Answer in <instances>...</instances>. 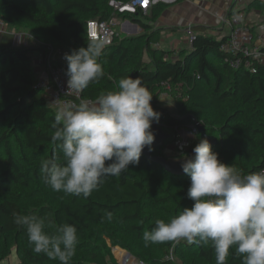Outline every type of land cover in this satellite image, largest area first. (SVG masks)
I'll use <instances>...</instances> for the list:
<instances>
[{
    "label": "trees",
    "instance_id": "obj_1",
    "mask_svg": "<svg viewBox=\"0 0 264 264\" xmlns=\"http://www.w3.org/2000/svg\"><path fill=\"white\" fill-rule=\"evenodd\" d=\"M111 1L0 0V18L8 33L29 30L39 42L20 48L0 44V262L15 249L21 264H59L33 251L26 229L14 223L16 213L51 215L55 225H75L80 241L70 264H117L112 247L134 251L143 264H165L171 253L174 264H216L211 243L199 246L181 240L144 246L142 234L151 230L156 219L168 221L193 201L187 196L190 181L182 183L190 179L187 174H170L143 155L127 172L105 178L87 199L72 195L66 200L47 199L52 189L41 180L40 162L53 155L62 159L63 154L51 142L56 110L49 107L39 85L33 55L40 54L45 62L51 47H62L68 55L86 47L90 40L87 25L93 20L121 18L148 31L144 19L158 20L168 7L152 5L149 15L143 11L120 15L110 7ZM158 39L149 33L131 38L118 35L100 57L104 77L84 89V97L94 99L102 91L116 89L121 78L138 76L151 91L150 103L157 112L164 90L186 87L189 110L180 108L177 116L158 112V123L168 139L152 155L165 157L172 129L198 121L208 135L217 138L212 151L222 163L235 165L243 175L264 168V67L256 74L233 70L229 56L221 50L227 38L199 33L191 48L177 58L175 51L154 47ZM63 66L67 68V61ZM27 192L44 197L33 208H24L18 198ZM108 211L113 213L112 221H102ZM226 264H242V257L230 249Z\"/></svg>",
    "mask_w": 264,
    "mask_h": 264
},
{
    "label": "clouds",
    "instance_id": "obj_2",
    "mask_svg": "<svg viewBox=\"0 0 264 264\" xmlns=\"http://www.w3.org/2000/svg\"><path fill=\"white\" fill-rule=\"evenodd\" d=\"M105 45L106 41L92 37L86 47L65 54L68 90L83 92L104 77L100 57ZM152 99L138 76H127L116 89L102 91L94 99L54 101L58 107L51 142L63 155L41 160L43 183L55 192L87 199L105 178L138 164L146 147L153 150L152 125L160 118ZM193 153L184 156L181 164L190 177L187 196L192 206L168 221L156 219L151 230L142 234L144 246L181 240L189 245L211 243L216 264H226L230 249L242 257V264H264V168L243 175L235 165L218 159L207 138L199 139ZM13 217L16 225L26 229L35 253L70 264L80 241L75 225H55L51 215L13 213ZM105 219L111 222L113 213L106 212Z\"/></svg>",
    "mask_w": 264,
    "mask_h": 264
},
{
    "label": "built area",
    "instance_id": "obj_3",
    "mask_svg": "<svg viewBox=\"0 0 264 264\" xmlns=\"http://www.w3.org/2000/svg\"><path fill=\"white\" fill-rule=\"evenodd\" d=\"M152 5V0H130L128 2L113 0L110 2V7L120 15H136L139 11L147 13ZM115 20L116 19L111 18L108 21H90L87 25L88 38L95 37L96 39L106 41L105 47L113 45L115 38L118 36L117 22ZM230 23L232 28L231 34L230 37L222 43L221 50L229 56L230 67L233 70L243 69L249 71L251 74H256L259 67H264V49L255 44L252 29L245 23L243 15L239 14L231 17ZM7 35V25L0 18V41ZM17 38L22 40L21 35ZM194 38L195 36L192 41ZM64 56L65 54L59 55L56 59H53V61L48 60V75L46 78L40 79L39 81V85L44 90L49 107L54 110H56L58 105L52 103L57 99L78 103L79 99L84 97V90L83 92H76L71 89L68 90V77L65 75L67 68L63 66L66 62ZM152 126L162 127V125L157 122H153ZM201 126H203L201 122L194 121L186 127H176L172 129L173 133L171 134V141L167 145L168 149L172 153L179 154L181 157L187 156L189 151L198 144L201 138ZM166 149L167 148H165V150ZM165 150L164 153L166 154ZM165 261V264H174V254L171 253L167 256Z\"/></svg>",
    "mask_w": 264,
    "mask_h": 264
},
{
    "label": "crops",
    "instance_id": "obj_4",
    "mask_svg": "<svg viewBox=\"0 0 264 264\" xmlns=\"http://www.w3.org/2000/svg\"><path fill=\"white\" fill-rule=\"evenodd\" d=\"M257 2L263 4L260 6ZM152 4L168 7L156 21L147 17L144 19L149 23L148 31H144L140 24L117 18L120 37L155 34L159 39L153 44L154 47L175 51L174 56L177 57L184 49L191 48L193 37L199 33L218 39L230 37L231 17L241 14L252 29L255 44L264 48V0H152ZM145 14L149 15L148 12ZM158 31L159 35L156 34ZM39 64L40 61L34 62L36 73L39 72ZM45 76L46 72H43L41 78Z\"/></svg>",
    "mask_w": 264,
    "mask_h": 264
},
{
    "label": "rangeland",
    "instance_id": "obj_5",
    "mask_svg": "<svg viewBox=\"0 0 264 264\" xmlns=\"http://www.w3.org/2000/svg\"><path fill=\"white\" fill-rule=\"evenodd\" d=\"M263 4L261 2H257V5ZM116 22L119 20L116 19ZM131 26H137L136 24H131ZM118 35L122 36L121 33L119 32V29H117ZM19 35L22 36V40H20ZM36 43H39L37 38L35 37L34 33L29 30H16V31H10L8 35L0 41L1 45H5L8 47L12 48H20V47H31L36 45ZM155 46V45H154ZM52 52V53H51ZM68 53V50L62 48V47H57V48H50L48 55H47V61L42 60V56L40 54H34L33 55V65L34 62H39V72L36 73L38 79H43L46 77H42L43 72H47V69L49 68L48 60L53 61V59H56L59 55H63ZM174 58H177L176 56H173ZM144 59L146 62L149 61L148 55H144ZM190 104L188 102V97H187V88L180 86V87H170L166 90H164L160 96H159V103H158V111H165L168 112L169 114L173 116H177L179 114V109L183 108V110H189L190 109ZM156 127V126H152ZM159 128V127H158ZM171 134V133H169ZM166 158L169 161H180L183 160V157L179 156L177 153H172L169 149L168 146H166ZM190 181V179L182 182L186 183ZM44 197L43 194L39 193H33L27 192L23 195H21L18 198V201L24 208H33V206L40 204L39 201H41V198ZM70 198L68 194H65L63 192H55L53 190H50L48 194L47 199H53V201H59V200H66ZM107 243L109 247H112L111 242L109 239H107ZM112 254L115 258V261L117 264H141V261L135 256L134 251H129L122 249L121 247H112ZM117 251H123L126 254H130L133 257V260L130 262L124 263L123 260L120 258L118 255ZM0 264H21L20 259L16 253V250L13 249L12 254L8 257V259H5L4 261L0 262ZM176 264H179L177 262Z\"/></svg>",
    "mask_w": 264,
    "mask_h": 264
},
{
    "label": "water",
    "instance_id": "obj_6",
    "mask_svg": "<svg viewBox=\"0 0 264 264\" xmlns=\"http://www.w3.org/2000/svg\"><path fill=\"white\" fill-rule=\"evenodd\" d=\"M152 130L155 134V140H154V143L152 145V149L153 150L161 149L163 147V144L168 139V135L161 128H158V127H152ZM200 134H201L200 139L207 138L212 147L217 145V143H218L217 138L214 136L208 135L203 126L200 127ZM193 149H194V147L189 151V153L187 155L188 157H191L192 155H194ZM142 155L146 159H148L149 161H151L154 164L162 167L164 171H166L170 174H173V175H184L185 174L182 171V167H181L183 160L169 161L163 156L152 155V151H149L147 147L142 152Z\"/></svg>",
    "mask_w": 264,
    "mask_h": 264
},
{
    "label": "bare ground",
    "instance_id": "obj_7",
    "mask_svg": "<svg viewBox=\"0 0 264 264\" xmlns=\"http://www.w3.org/2000/svg\"><path fill=\"white\" fill-rule=\"evenodd\" d=\"M117 253L120 256V258L123 260L124 263L130 262L131 260H133V257L130 254L128 255L123 251H117Z\"/></svg>",
    "mask_w": 264,
    "mask_h": 264
}]
</instances>
